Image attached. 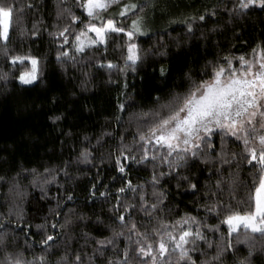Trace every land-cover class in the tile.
Listing matches in <instances>:
<instances>
[{"label": "trees", "instance_id": "1", "mask_svg": "<svg viewBox=\"0 0 264 264\" xmlns=\"http://www.w3.org/2000/svg\"><path fill=\"white\" fill-rule=\"evenodd\" d=\"M15 3L33 7L14 13L9 39H0V76L7 74L0 79V264L17 257L27 264L41 255L47 264H77V255L82 264H124L125 250L127 264H141L149 258L138 255L136 241L144 242L147 233L154 242L158 237L153 229L160 228L161 221L171 231L181 217H196L199 224L192 223V230L199 227L213 243L209 249L197 241V251L191 253L197 264L210 260L216 246L224 248L229 241L232 247L215 264H240L245 258L248 264H264V238L257 234L246 239L243 228L239 236L229 237L227 225L220 223L224 213L208 211L214 204L234 210L248 207L256 170L239 155L241 143L226 138L228 164L217 155L219 135L211 138L216 153L206 162L188 157L170 168L151 158L142 163L130 159L142 155L138 130L147 132L153 114L163 111L161 105L187 89L188 75L199 79L206 63L223 62L226 56L234 58L236 67L235 58H252V49L264 43V11H232L238 0H119L102 15L109 18L118 5H138L115 18L126 29L138 17L142 23V34L133 41L141 59L133 68L131 62L125 64L127 36L122 33L84 52L71 46L75 35L86 31L81 21L88 17L81 0ZM73 15L80 20L73 21ZM65 27L67 44L58 35ZM64 51L67 57L59 55ZM14 55L39 59L36 83L24 85L15 78L24 69L11 64ZM109 62L116 67L109 68ZM25 65L30 67L28 61ZM85 150L87 159L81 155ZM149 150L155 148L149 145ZM233 152L238 155L232 157ZM117 157L125 166L123 173ZM154 172L159 177L155 185ZM129 181L135 191L127 187ZM122 187L125 191L119 192ZM121 215L123 221L117 219ZM133 222L141 235L129 231ZM47 235L53 240L40 243ZM105 238L112 243H97ZM177 256L169 257L170 264H176Z\"/></svg>", "mask_w": 264, "mask_h": 264}, {"label": "snow or ice", "instance_id": "2", "mask_svg": "<svg viewBox=\"0 0 264 264\" xmlns=\"http://www.w3.org/2000/svg\"><path fill=\"white\" fill-rule=\"evenodd\" d=\"M118 3L119 0H81L79 6L85 10L88 17L86 22L81 21L86 31L81 30L76 34L71 46L76 52H84L86 47L106 44L109 36L122 33L127 36L125 64L128 65V62H131L134 68L137 61L141 59L140 50L133 42L135 35L141 33L140 18L132 22L130 29H126L123 25H118L114 19H105L102 15L112 4ZM31 7H33L31 3L17 5L15 0L12 3H4V0H0V24L3 25L0 29V39L4 41L9 39L8 22L13 14H23L25 8ZM137 7L135 3L125 4L118 14L125 16ZM252 8L264 11V0H238L232 11L243 12ZM199 19L204 20L205 17L201 15ZM72 20H80V17L73 15ZM95 20H100L101 23L98 25L93 22ZM189 31H191V25H189ZM68 32L69 29L65 27L58 33L63 37L64 44L69 43L68 35H65ZM88 32L95 33V38L89 37ZM82 37L88 40L87 44ZM252 53V58L245 56L235 58L239 67L233 65L234 58L226 56L222 58L223 62L217 60L206 63L199 79L188 75L187 89L183 93L174 94L169 103L161 105L163 111L153 114L154 118L148 123L147 132L138 130L139 141L143 142L140 145L142 150L140 159L136 160L135 156L130 157L136 163H142L149 158L154 161L159 160L162 164H168L170 168L179 166L181 161L186 162L188 157L200 158L206 162L212 153H216V147L211 138L219 135L221 152L217 155L220 156L221 163L228 164L230 161L224 158L226 154L224 144L226 138H234L243 145L239 155L256 170L253 174L252 190L248 196V207L244 210H234L230 205L217 207L214 204L208 208V211L216 212L217 216L221 215V212L224 213L220 223L227 225L229 237L233 233L239 236V230L243 228L246 239H254L257 234L264 238V43L253 48ZM4 55L7 57V51ZM59 55L67 57L68 52L64 51ZM10 60L13 66L19 64L24 69L15 77L21 84H33L39 79L41 70L37 57L14 55L10 57ZM25 61L30 63V67L25 65ZM108 67L116 66L109 62ZM164 72L165 70L161 68V75ZM0 79H7V74L0 76ZM119 107L123 109L124 105L121 104ZM53 119L58 120L60 117ZM149 145L155 148L154 152H150ZM121 154L123 155V152ZM81 155L85 159L88 157L86 150ZM174 155L175 159L170 160L169 158ZM231 155L235 157L238 154L233 152ZM117 168L121 173L125 171V166L120 163L119 157H117ZM45 171L48 170L45 169ZM159 175L163 176L164 173L161 172ZM152 182L154 185L159 183V177L155 172L152 175ZM220 183L221 181L218 180V187ZM127 187L135 191L131 181L128 182ZM190 187L196 188V185L191 184ZM118 191L124 192L125 188L122 187ZM141 200L143 201V196ZM156 207V204L152 205L153 209ZM117 219L123 221L124 216H118ZM192 223L199 224L196 217H181L172 224L170 231L169 226L161 221L160 228L153 229L158 237L154 242L147 233H144V242L137 240L135 251L140 257L149 259L141 260V264H170L169 257L173 253H178L176 264H197V260L191 255L192 252L197 251V241L207 243L209 249L213 247V243L208 241L199 227L193 231ZM185 224L189 226L183 227ZM216 230H219L218 226ZM129 231L136 232L138 236L141 235L134 222L131 223ZM122 234V232L115 233L116 236ZM2 240L3 237H0V242ZM51 240L53 237L47 235L40 243L48 245ZM97 243L111 244L112 240L105 238ZM216 247V254L202 264H215L216 261L221 260L224 252L231 248L232 244L229 241L224 248L219 245ZM249 256H251V249ZM127 258L128 251L125 250L124 264H127ZM75 261L77 264H82L80 255L75 257ZM10 264H26V262L17 257L13 258ZM27 264H47V258L44 255L39 258L34 257L33 261ZM108 264L113 262L109 261ZM240 264H248L247 258Z\"/></svg>", "mask_w": 264, "mask_h": 264}, {"label": "rangeland", "instance_id": "3", "mask_svg": "<svg viewBox=\"0 0 264 264\" xmlns=\"http://www.w3.org/2000/svg\"><path fill=\"white\" fill-rule=\"evenodd\" d=\"M125 5V4H124ZM122 7L123 5H118V6H115L110 12H109V18H112L115 20L116 17H121L118 13L122 10ZM1 27H3L2 24H0ZM140 27H141V34H142V30H143V26H142V23L140 22ZM131 28V27H130ZM9 29H10V19H9V22H8V35H9ZM88 36L89 37H92V38H95V33H92V32H88ZM82 39L84 40L85 44L88 43V40L84 37H82ZM36 83V82H34ZM33 83V84H34ZM29 85H32V84H29Z\"/></svg>", "mask_w": 264, "mask_h": 264}]
</instances>
